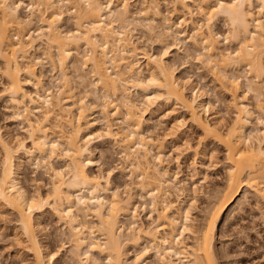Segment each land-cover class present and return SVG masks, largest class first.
Here are the masks:
<instances>
[{
    "label": "bare ground",
    "instance_id": "1",
    "mask_svg": "<svg viewBox=\"0 0 264 264\" xmlns=\"http://www.w3.org/2000/svg\"><path fill=\"white\" fill-rule=\"evenodd\" d=\"M162 3L166 4L165 0H144L137 12L147 31L156 35L153 41L162 42L161 53L155 54L135 47L128 31L134 24L133 14H129L126 0H118L117 4L112 0H28L25 5L20 0H0V92L15 105L17 116L22 117L27 102L37 101L45 108L42 119L25 118L29 144L3 137L0 128V206L14 214L16 232L31 253L33 264H49L53 258L37 237L40 223L33 216L34 212L44 216L45 208L67 226L71 262L81 264L82 256L96 253L104 257L106 264H136L134 259L130 263L125 259L126 247L132 246L138 249L135 260L149 257L153 250L159 264H216V230L243 187L264 203V0H170L167 14H162ZM21 5L27 11L24 16L19 11ZM37 13L38 27L32 31ZM156 18L159 22H154ZM219 18L227 25L224 37L214 29V21ZM65 19L72 20L71 29L63 26ZM183 24L190 25L191 34H185ZM170 40L172 44H168ZM222 40L231 48L220 50ZM39 42L44 44L43 50ZM182 45L194 47L197 60L223 90L232 92L229 107L233 116L228 123H221L210 112L207 94L187 77H178L173 61L170 65L172 47L181 50ZM38 51L60 72L62 82L56 92H48L45 86L43 89L41 75L36 72L41 62L37 60ZM141 58L143 64L139 63ZM67 63L73 65L78 84L83 87V95L76 98L69 86ZM239 67L248 74L243 75L244 81L233 73ZM24 83L44 91L37 89L32 96L25 91ZM238 90L243 93L237 94ZM134 92L140 98L134 97ZM248 92L253 95L252 103H245ZM90 95L97 103H89ZM157 101L185 112L184 117L172 118L173 130L188 124L201 133L198 145L211 139L224 148L228 163L225 186L215 192L213 202L201 209L200 222L191 213L196 208L197 183H202L204 176L195 178L197 173H193L192 196L180 203V195L174 199L172 196L184 190L186 178H171L175 173L163 167L159 145L152 165L147 159L157 144L144 135L143 112ZM95 107H99L103 127L94 137L96 133L92 135L90 130L93 123L87 117ZM253 108L258 113V128L251 129ZM52 113L64 128L59 134L47 124ZM116 118H121L122 125L115 131L111 120ZM96 136L112 139L121 148L128 171L135 174V190L146 198L149 210L155 214L153 225L137 222L135 191L122 197L109 184L110 172L88 170L92 165L90 143ZM197 154L195 150L193 157ZM25 159L47 166L51 180L45 195L38 186L28 192L20 183L19 171ZM53 160L60 161L62 167L48 163ZM89 215L96 223L89 222ZM184 234L190 235L191 243L183 240ZM95 257H89L90 264H98Z\"/></svg>",
    "mask_w": 264,
    "mask_h": 264
},
{
    "label": "rangeland",
    "instance_id": "2",
    "mask_svg": "<svg viewBox=\"0 0 264 264\" xmlns=\"http://www.w3.org/2000/svg\"><path fill=\"white\" fill-rule=\"evenodd\" d=\"M20 1L24 5L28 3V0ZM114 1L112 0L114 4H117L118 0ZM126 1L129 4V10H131L129 14L131 12V15L133 14V16L130 17L133 18L134 22L133 20L132 22L134 24L129 26L130 29H128V31L130 35L132 34L131 38L135 43H133L135 47L139 49L141 48L139 51H143L142 48H144V51L146 50V52L148 51L149 53L154 52L155 54L161 51L163 48L161 45L162 42L157 43L158 40L155 42L153 41L156 39V35L154 36L153 32V35L152 33H149V30L147 31L145 28V22H143L141 16L137 14L139 3L144 0ZM163 1L161 0V2ZM169 2L170 0H165L166 4L162 3V14H167V12L171 10V4ZM24 5H21V10H19L21 16L27 14L26 9L24 10ZM257 9L258 7H255L254 12L257 13ZM37 15H39V13L35 14V25L33 24L31 26L32 31L38 27V23H36ZM196 19L201 20L200 18ZM173 20L177 21L175 17ZM154 22H159V19L156 18ZM63 23L65 28L70 27L69 29H71L72 20L65 19ZM182 26L183 30H185V34H189L191 32L190 25L186 26L185 24L184 26L183 24ZM214 29L222 36L224 33H227V25L221 18L214 21ZM171 42L172 40L168 41V44H172ZM163 43H167V40L165 42L163 41ZM221 43L222 46H220V50H225V48L227 49L229 46L231 48V45L224 42V40H222ZM42 46L44 47V44L40 43L39 47ZM43 47L41 48L42 50ZM182 47L183 48H181V50H177L173 46L169 56L172 59H170L171 66L174 62L173 69L175 70L176 75L178 77L181 76L180 78L185 77L184 79L187 77V79L191 80V83L193 82L195 85H197L198 89L200 88L201 92L205 93V95L207 94L206 98H208V102H210V112L214 113V115L216 114V116L220 118L221 123H228L233 116V112H231L233 110L229 107L232 101V92L223 90V88L220 87L218 82H216L215 77L210 74L211 72H209L207 67L203 63L199 62L200 59L197 57L198 51H196L194 47H191L190 45H182ZM37 56L39 57L37 60H40L41 62H39L40 64L38 63L36 66V72L38 74L40 73L39 76L41 75L40 78L42 79L41 83L43 85V89L45 90L47 88L46 90H49L48 92H56L59 85L58 83L60 81L62 82L61 77L59 78L60 74H58L60 72H58L57 68L55 69L54 65L52 66L48 59L43 57L40 51L37 52ZM138 60L139 63L143 64L142 58ZM66 68V74L70 76L68 79H71V81L69 80V86L73 87L72 94L74 98L83 95V87L78 84L73 65L67 63ZM233 73L235 75H240V79L242 81H244L245 78L243 77L247 74L243 67H239V70L236 71L233 70ZM23 79L27 78L23 77ZM89 80H92V78H90V74ZM2 82L3 79L0 75V90L2 88ZM27 83L23 84L25 91L27 90L26 92H31V95L34 96L33 93L35 90L37 91L38 87L35 88V86H31ZM44 86L46 88H44ZM240 89L243 90L244 88H239V90ZM38 90L39 92L44 91L40 88ZM239 90L237 94L240 93L241 95L243 92L241 93ZM42 93L39 94L43 95ZM95 95L97 94H94V96ZM133 95L134 97L140 98V95H138L136 92H134ZM252 96L253 95L248 92L246 95L247 102L245 101V103H252L254 100ZM95 97L90 95L87 100L93 105L96 101ZM35 104L38 106V108H34ZM35 104H30V102H27V110L23 113L22 117L17 116L14 112L16 111L15 105H13V103L11 104V102L8 100V97L0 92V128L3 137H15V139L24 140L26 144H29L25 118H28L31 121H35L36 118L42 119L43 111L45 109L42 106L40 107L37 101ZM170 105L171 104L168 105V103L163 101H157L155 102V106H151L150 110L143 112L144 135L147 134V137L155 139L157 144V147L152 148L149 151L147 159L149 164L152 165L154 161L152 156H155L158 153V149L161 148L163 167H165V169H167L170 174L173 175L175 173V176H171V178L177 177L176 179L179 180L186 178L185 183H183L185 186H183L184 190H180L179 194L175 192L173 193L175 195L172 196L174 199V196L176 197V195H180L179 200L181 199L183 201L180 203H185L187 198L192 196L190 195V192L192 190V183L194 181L192 178L193 173H197L196 176H194L195 178H201L204 176L203 178L205 180H203L202 183H197L199 192L197 190V200L195 199L196 202H194V207L196 208H194L191 213L193 218H196L197 221L200 222L202 221L201 217L203 214L200 212L201 209L207 206V202H213L217 195H215V192L217 190L223 189L225 186V172L228 163L225 160L224 148L214 140L208 139L199 145L197 144L198 137L201 133L196 128L185 124L180 126L179 129L173 130L172 118L177 115L184 117L186 114L178 106L175 107L174 105ZM94 106H96V104ZM168 108H172L170 113H167L166 111ZM253 114L255 117L254 119L256 120H252L253 122L250 125V128L252 126L255 128L257 127L255 126L257 124L256 121L258 118L256 109L253 111ZM88 116V120L93 123L91 124L92 126L90 128L91 132L93 131L91 134L93 135L96 133L94 134L95 137L97 132H101L100 130L103 127L102 116L99 112V107H95L94 111L90 112ZM120 121L121 118L111 120L115 131L120 126V124L122 125V122ZM47 124L54 131V133L56 132V134H59L60 130L64 129L63 126L56 121L53 113L50 115V117H48ZM103 138H93L92 142L90 143L91 160L93 163L91 162L92 165L88 166V170L95 173H99L101 171L103 174L110 172L108 175L109 184L111 187L117 188L118 191L121 192L122 197L127 196L126 194L128 191H130V194H133V191H135L137 195L133 194L135 197L133 201L135 203V207L138 206L135 211V215H138L136 216V218L138 217L137 222L143 225H153L154 223L152 224L151 222L155 218V214L149 210L150 205L147 204L146 198L140 197V194L137 192V190H135L133 184L135 174H130V168L127 167L128 165L122 156V151L120 152L121 148L119 149V146L113 142L112 139H106L104 136ZM195 150L198 151V154L196 157H193ZM48 163H52V165L56 167H62V163L60 161L53 160ZM22 164L23 165L20 167L18 177L20 183L24 185L26 190L28 192H32L34 188L38 186L40 193L44 195L48 193L51 178L49 176L47 166H44L43 164L37 165L35 161L28 159H25ZM189 177H191V180ZM134 183H137V181ZM107 195H109V193ZM208 195L210 196V200ZM233 203L230 205L231 207L229 206L227 211H225V214H223V221L221 220L220 225L216 230L214 242V251L216 252L215 254L217 259L216 264H264V203L260 200L256 193L252 192V190L248 189L246 186L243 187L242 191L237 196L236 201ZM41 215L42 214L36 212L33 214L35 221H39L40 223V226L38 225V228L36 227L37 237L41 244H43L42 247L44 250L48 249L53 255V258L49 264H79L71 262L72 260L70 261L71 258H69L71 256L68 252L69 243L66 234V232H68L66 224L61 221L59 222L58 218L50 210H48V208H45L44 216ZM88 219L89 222H92V224L95 222V218L91 215H89ZM15 221L14 214L10 210L0 206V264H33L31 253L27 250L25 243L22 242V238L18 236L16 232L17 230ZM121 221L125 222V219L122 217ZM189 236V234L183 235V240L186 243H191ZM137 253V248L127 246L125 254V259H127V262L130 263L134 259L133 262H136V264H159L156 257L154 256L153 250L149 252V257L135 260V254L137 255ZM87 255L89 256H86V254L84 255L86 258L83 256L81 257V264H90L92 261L90 258H93L94 256H96L95 258H98V264H106L103 256L97 257L96 253H91L92 256H90V253ZM177 264L179 263L177 262Z\"/></svg>",
    "mask_w": 264,
    "mask_h": 264
}]
</instances>
